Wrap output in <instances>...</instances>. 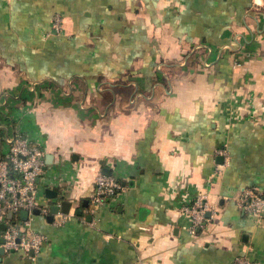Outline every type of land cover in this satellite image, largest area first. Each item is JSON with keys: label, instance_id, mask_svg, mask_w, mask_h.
I'll return each mask as SVG.
<instances>
[{"label": "crops", "instance_id": "crops-1", "mask_svg": "<svg viewBox=\"0 0 264 264\" xmlns=\"http://www.w3.org/2000/svg\"><path fill=\"white\" fill-rule=\"evenodd\" d=\"M0 130V153L16 133L43 150L74 213H33L39 254L0 264H264V219L236 204L264 193V0H0ZM104 167L121 189L95 206Z\"/></svg>", "mask_w": 264, "mask_h": 264}, {"label": "built area", "instance_id": "built-area-1", "mask_svg": "<svg viewBox=\"0 0 264 264\" xmlns=\"http://www.w3.org/2000/svg\"><path fill=\"white\" fill-rule=\"evenodd\" d=\"M51 28L56 33L63 30V16L55 13L51 19ZM6 149L0 154V223L5 225L2 231V244L4 252L22 251L28 254L32 251L31 259L40 252L44 236L37 232H29L30 219L33 210L37 209L44 217L49 214V199L40 196L43 186L51 189L58 186L61 177H55L44 182L42 175L45 168L44 152L35 143L21 133L5 137ZM219 155H225V149H218ZM39 179L36 183L35 180ZM43 180V181H42ZM51 181V182H50ZM121 189L120 183L112 176L98 172L93 179L92 191L88 202L92 205H103L108 198H112ZM46 199V202H39ZM62 192L59 197L62 199ZM58 203V202H57ZM59 204V203H58ZM237 206L256 220L264 219V193L257 188L247 187L241 190L236 199ZM27 211V218L23 222L15 220L20 211ZM211 208L207 205L202 195L196 198L192 205H183L182 214L191 219L190 232L193 233L208 218L205 216ZM11 213V217H8ZM74 213L56 212L53 214L52 223L62 225ZM231 264H257L244 256L236 257Z\"/></svg>", "mask_w": 264, "mask_h": 264}, {"label": "water", "instance_id": "water-1", "mask_svg": "<svg viewBox=\"0 0 264 264\" xmlns=\"http://www.w3.org/2000/svg\"><path fill=\"white\" fill-rule=\"evenodd\" d=\"M102 173H104L105 175H110L111 171L108 168L104 167L102 170ZM35 182L38 183L39 179H36ZM43 193H44L45 198H48L50 200H54V202L49 205V214L46 217L48 222H52L53 214L58 212V211L63 212V213L69 212L71 202L61 200L60 203L58 204L57 200H59L60 197H59V192L57 190L46 187V188H44ZM143 211L144 210L142 209L140 213H143ZM33 213L38 214L39 211L37 209H34ZM77 213L80 214V211H78ZM27 214L28 213L25 210L20 211L21 219L25 220L27 218ZM11 215H12L11 213H8V217H11ZM206 216H208V213ZM4 229H5V225L0 224V230H4ZM3 243H4V239L1 238L0 239V256L4 255V253H5L3 250V247L1 246ZM28 254H29V256H31L32 251H30Z\"/></svg>", "mask_w": 264, "mask_h": 264}, {"label": "trees", "instance_id": "trees-1", "mask_svg": "<svg viewBox=\"0 0 264 264\" xmlns=\"http://www.w3.org/2000/svg\"><path fill=\"white\" fill-rule=\"evenodd\" d=\"M2 134H1V130H0V136H1ZM1 154V153H0Z\"/></svg>", "mask_w": 264, "mask_h": 264}]
</instances>
